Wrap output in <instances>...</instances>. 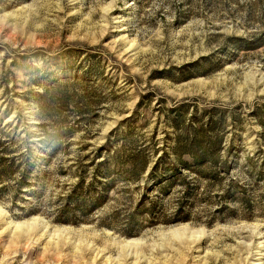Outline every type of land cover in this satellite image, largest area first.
<instances>
[{"label": "rangeland", "instance_id": "374dc122", "mask_svg": "<svg viewBox=\"0 0 264 264\" xmlns=\"http://www.w3.org/2000/svg\"><path fill=\"white\" fill-rule=\"evenodd\" d=\"M184 108L237 152L192 196L150 174ZM0 141V264H264V0H0ZM128 141L145 174L98 173Z\"/></svg>", "mask_w": 264, "mask_h": 264}, {"label": "trees", "instance_id": "16d2710c", "mask_svg": "<svg viewBox=\"0 0 264 264\" xmlns=\"http://www.w3.org/2000/svg\"><path fill=\"white\" fill-rule=\"evenodd\" d=\"M101 98H98L99 103L102 101ZM99 103L96 102L98 110ZM175 111L180 112V114L175 118L173 124L174 129L177 131V137L174 145L170 147L172 156H166L164 159L159 160L158 164L153 167L150 173L151 176L163 170L166 174V180L161 189L165 191L176 180L178 187L183 190L186 196H192L196 190L195 188L199 187L200 182L204 180L217 181L216 185H221L222 177L229 175V172L235 167V160H237V152L230 155L235 146L224 144L225 128L222 126L223 121L210 120L206 122L194 119L193 124L186 127L183 117L185 108ZM43 134L45 135L46 132H43ZM45 139L42 145L47 155L50 156L60 147L62 148V145L55 141V136L47 135ZM7 148L6 142L0 141V156L6 154ZM149 150V146L139 144L136 141L125 142L115 149L103 147L94 156V160L101 158L103 161V163L96 165V170L104 176L111 175L114 172L125 174L132 180H138L150 166V160L146 154ZM224 150L227 152L226 156L221 155ZM0 160L3 162V158H0ZM252 160L250 159L249 162ZM4 161L12 166L7 158H4ZM0 167L4 166L0 165ZM112 167L115 169L113 170ZM12 168L4 167L0 172L7 174ZM253 171L256 172V170ZM113 182L111 180V184ZM101 185L103 184L101 183ZM104 186L106 190L110 187H106V184ZM103 195L101 194L96 200H102Z\"/></svg>", "mask_w": 264, "mask_h": 264}]
</instances>
